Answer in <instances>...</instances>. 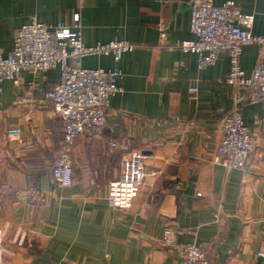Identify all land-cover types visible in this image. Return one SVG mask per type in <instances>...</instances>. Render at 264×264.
Returning a JSON list of instances; mask_svg holds the SVG:
<instances>
[{"label": "crops", "instance_id": "1", "mask_svg": "<svg viewBox=\"0 0 264 264\" xmlns=\"http://www.w3.org/2000/svg\"><path fill=\"white\" fill-rule=\"evenodd\" d=\"M221 4L227 0H214ZM264 33V0H234ZM191 0H0V48L8 53L18 28L37 19L56 23L80 11L82 37L94 44L120 38L136 43L123 54L107 121L83 132L72 153L74 182L57 184L51 167L64 121L43 92L60 70H24L0 92V264H178V244L197 242L215 264H264V102L227 82V51L200 67L179 42L192 39ZM166 27L161 36L159 24ZM262 53L243 47L247 74ZM88 67L114 66L112 55L82 59ZM197 86L196 91L190 90ZM255 138L246 167L227 168L213 156L221 122L233 107ZM18 127L19 136L8 129ZM115 143V144H113ZM145 153L147 175L133 205L111 207L109 184L127 154ZM261 155V159H258ZM172 227L176 243L164 241ZM190 229L191 232H187Z\"/></svg>", "mask_w": 264, "mask_h": 264}, {"label": "built area", "instance_id": "2", "mask_svg": "<svg viewBox=\"0 0 264 264\" xmlns=\"http://www.w3.org/2000/svg\"><path fill=\"white\" fill-rule=\"evenodd\" d=\"M190 7L194 37L180 41L179 47L196 53L200 67L214 63L221 51H227L230 62L227 82L245 89L251 102H264V33L254 32V14L243 12L234 0L221 4L214 0H191ZM82 29L80 11L74 12L70 21L45 23L32 19L18 28L8 53L0 48V92L6 79L19 84L24 70L42 72L53 67L60 70V79L52 88L37 87V91L43 92L64 121L62 142L51 167L54 181L61 186H71L74 182L72 153L79 135L103 130L112 95L124 91L118 83L122 56L136 47V43L120 38L87 44ZM159 30L164 37L163 23L159 24ZM254 43L261 46L262 53L252 72L247 74L241 65V55L245 45ZM94 55H112L114 66L106 69L82 64L84 57ZM197 89L190 87L192 91ZM8 134L19 136L21 129L10 128ZM255 147V138L236 105L222 119L213 161L227 168H244ZM145 158L141 149H134L124 157L119 176L109 184L106 195L109 206L128 209L133 205L145 177L156 173L145 170ZM257 158L261 159V155ZM3 238L0 229V260L4 255ZM163 238L167 243H176L172 227L165 228ZM177 249L181 257L178 264H215L197 242L178 244ZM259 254L264 256L263 243Z\"/></svg>", "mask_w": 264, "mask_h": 264}]
</instances>
